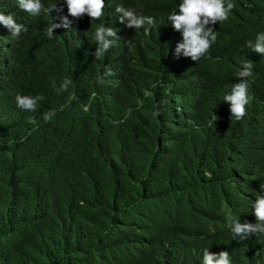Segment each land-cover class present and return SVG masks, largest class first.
Returning a JSON list of instances; mask_svg holds the SVG:
<instances>
[{
	"label": "trees",
	"instance_id": "16d2710c",
	"mask_svg": "<svg viewBox=\"0 0 264 264\" xmlns=\"http://www.w3.org/2000/svg\"><path fill=\"white\" fill-rule=\"evenodd\" d=\"M180 2L106 0L91 20L69 16L66 0H42L39 15L0 0L28 29L13 37L0 23V264H202L205 249L264 264V233L233 239L228 219L257 223L252 203L264 195V57L247 47L264 32V0H233L199 61L175 54L183 37L168 17ZM116 5L155 23L129 28ZM62 16L71 27L49 39ZM100 24L119 39L96 59ZM248 59L250 103L236 120L223 98ZM18 94L44 99L29 112Z\"/></svg>",
	"mask_w": 264,
	"mask_h": 264
},
{
	"label": "clouds",
	"instance_id": "9594fccd",
	"mask_svg": "<svg viewBox=\"0 0 264 264\" xmlns=\"http://www.w3.org/2000/svg\"><path fill=\"white\" fill-rule=\"evenodd\" d=\"M18 6L33 15H39L44 8L42 0H17ZM68 15L74 19H80L87 14L91 20H99L104 15V9L108 7L106 0H66ZM235 8L233 0H181L178 6V11L172 12L168 19L172 22L175 30L182 32V42H179L175 48V54L184 57H190L193 61H199L209 55L212 46L217 41V31L211 27L217 23L222 24L229 19L232 10ZM62 11V9H60ZM115 12L119 14L121 23H126L127 27L134 29L144 28L147 34L150 29L145 25L151 26L155 23V18L145 16L138 13L136 9L116 5ZM61 23H51L45 33L49 39L54 36V29L64 27L70 28L72 21L68 16L60 17ZM0 23H3L11 31L13 37H18L21 32H27L25 25L17 23L12 14L5 15L0 13ZM119 39L117 30L113 27L100 24L94 32V40L98 45L93 55L96 59H103L105 54ZM247 47L257 55L264 57V32L256 35L255 40L247 41ZM254 62L246 60L242 63L240 70L236 73V77L244 78L240 83L233 84L230 94L224 96V101L230 104V113L232 119L242 120L247 115V106L250 103L248 95L249 80L254 76ZM113 70L107 66L104 71V76H113ZM103 80V77H101ZM73 81L70 78H65L58 88H55L57 94L67 92ZM55 86V85H54ZM150 93H145L149 95ZM95 93H93V96ZM44 97L42 95H17V107L35 112L40 101ZM68 103H71L76 97L71 93L68 96ZM168 100H161L160 104H168ZM84 111H88V105H82ZM55 110H49L42 115V119L47 122L55 116ZM162 111L157 106L154 116H160ZM32 123H36L32 119ZM264 187V185H262ZM254 215L257 218V223L241 222V219L229 216L230 228L233 234V239L240 241L248 240L252 235L259 236L264 233V195L256 194V200L252 203ZM259 253H257L258 255ZM202 264H232L230 254L227 251L212 253L208 249L204 250Z\"/></svg>",
	"mask_w": 264,
	"mask_h": 264
},
{
	"label": "bare ground",
	"instance_id": "6f19581e",
	"mask_svg": "<svg viewBox=\"0 0 264 264\" xmlns=\"http://www.w3.org/2000/svg\"><path fill=\"white\" fill-rule=\"evenodd\" d=\"M214 249V248H213Z\"/></svg>",
	"mask_w": 264,
	"mask_h": 264
}]
</instances>
